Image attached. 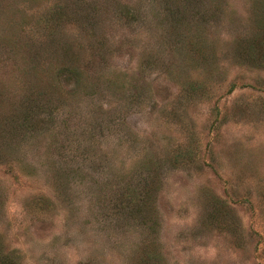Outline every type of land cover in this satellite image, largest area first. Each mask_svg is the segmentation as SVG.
Listing matches in <instances>:
<instances>
[{
  "label": "rangeland",
  "instance_id": "374dc122",
  "mask_svg": "<svg viewBox=\"0 0 264 264\" xmlns=\"http://www.w3.org/2000/svg\"><path fill=\"white\" fill-rule=\"evenodd\" d=\"M0 264H264V0H0Z\"/></svg>",
  "mask_w": 264,
  "mask_h": 264
}]
</instances>
